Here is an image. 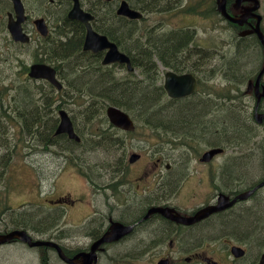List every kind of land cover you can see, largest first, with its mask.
I'll return each mask as SVG.
<instances>
[{
  "label": "trees",
  "instance_id": "trees-1",
  "mask_svg": "<svg viewBox=\"0 0 264 264\" xmlns=\"http://www.w3.org/2000/svg\"><path fill=\"white\" fill-rule=\"evenodd\" d=\"M82 1H83V4H85L88 7L89 11H91L96 17L97 21L96 20L94 21L95 30L106 35L111 41L115 42L119 46L120 50L123 49L122 51L124 53L130 54L129 56L134 59L133 66L139 68V70L145 74V77L141 79H133L129 77L112 78L110 75L111 70H109L107 67H104L101 64L102 54L93 55L91 53L83 51V43H84L85 33H86L85 27L77 21H70L67 17V12L69 10L70 3L68 1L66 3V2L58 0V2L54 5L55 10L53 11L54 21H55L54 23L55 29L53 31V35H51V38L49 39L48 38L44 39L43 44H44V50H45L44 53L46 56L45 61L50 64H55V66L59 70L60 79L64 80L63 82L65 85L64 89L59 92L56 89H53L51 87V90H50L51 96L49 94L48 96L46 91L41 95L40 92H36L35 86L32 87L30 85L31 81H28L22 84V86L18 90L20 91L19 95H17V99L19 101L17 107L20 109V111H23V110L25 111V112H22L21 117H20L21 121L23 122V128L24 129L26 128L25 130L26 135L29 136V138L32 140L33 143H35V145H39V146L42 145V147L45 148V151L50 145L58 146L59 150L61 151V152L59 151L60 154L70 159L69 164L71 166L73 165L77 169V171L81 173L82 175H84L85 177L86 176L89 177L90 182L95 186V188H99V189L103 188L105 191L106 187H110L111 181H108L110 182L108 183L105 180L102 184L97 181L98 180L102 181L106 179V177L108 178L112 174L114 167L108 164H104V166L102 164H99L100 166L98 165L94 166L93 164L94 167H92L88 164L89 160H87L86 158L83 159L80 157L78 159L77 158L78 156L76 157V155H74L75 149L77 151V149L82 148L81 145L84 144L83 147H85V151L83 152L88 151V154L90 157L91 155L93 156L94 155L93 153L97 152L98 150L99 152L108 153V155L115 154L116 152L117 153L119 152V154L125 153L127 150V146H128V139L133 138L138 132V130L141 127L145 126L155 133L160 134L161 132L167 135L165 140L167 141V143L169 142L168 144L172 143L174 145L175 138H180V139L182 138V139H185L187 142H190L189 147H192L194 142H196L195 148H198L200 150L204 149L206 145L210 147L220 146L226 149H228V146H230L229 149L231 148V149H236V150L246 148L247 151L244 155H242L241 157L235 156V158L229 159L227 161L226 165L222 169L220 178H223V181L226 180V182H230L231 184L235 183L236 186H239V184L241 185L242 182H248L247 185H250V186L247 188H254L256 185H258L260 182L264 180V147H263L264 146V133L260 132V129H258L260 128V126H258L255 121V117H254L255 113L253 112L255 109V104H254L255 101L252 102L253 97L248 94L247 90L244 89L243 86H240V84H245L253 78L251 71L255 69V67L258 66L259 64L260 53L258 49L256 48L257 41L253 40V37L246 39V38L238 37L236 34H234L233 39H231L233 42L230 44L233 46V48H231L230 46L229 52L227 53L231 55L230 53L234 52L231 56V59L233 57V60L228 59L229 57L222 58L221 62H219V64H217L216 66L214 65L212 69H208V70L203 69L204 70L203 71L198 66V64L201 66H206L207 64H210L213 58V55L215 53V49L210 50V49H206V48L199 46V44L197 43V38H196L197 37L196 30L194 28H193V35H191L190 31L183 30V29L182 30H171V32L161 31V30H159L160 32H158L157 29H154V30L149 29V31H147L139 27L140 26L139 24H141L145 19H143L139 23L138 21H130L124 17L117 16L114 11L110 10V7L112 5L111 3H104L101 1L99 2L96 1L95 6H93L91 1H88V0H82ZM152 1H156L153 4H159L160 0H152ZM37 2L40 3L42 1L37 0ZM46 2H49V1L46 0ZM145 2L147 1L146 0L138 1V5H142L140 6L141 8L140 10L142 11H143V6L145 5L144 4ZM28 3L29 1H27V4ZM194 8L195 7H193V9ZM213 11L214 12H210V15L205 16V18H211L215 26L219 25L218 21L220 22L225 21L223 18L220 17L219 14H217V12L214 9ZM225 25H229L231 28L238 30L236 26H233L230 23L225 24ZM192 36H193V44H194L193 45V62H194L193 63V73L200 75L201 77L200 85H202L203 83H206V80H203L202 76H205V75L208 76L209 73L214 74L216 72H219V69H220L221 72L224 74V79H225V82L228 84V86L224 88L223 83H220V85H218V83H215L217 86L213 85L210 87L209 90H203V87H202L201 90L197 94H195L196 96L195 95L193 96V98L191 97V98H187L183 100H178V101L175 100V101H170V102L164 101L166 98V95H165L164 88L159 84L161 77L158 75L159 68H158V63L156 59L161 61L162 64L167 67L171 65L170 64L171 62H173L174 64L178 66H180L182 62L185 63L184 58L190 56L189 45H190ZM66 37L68 40L66 39ZM62 39L63 41L65 40L66 41L61 42ZM49 43L51 45L50 47L51 50L48 49V46H47L49 45ZM145 55H148V56H145ZM242 56L247 57L246 60H244L243 62H241V58H240ZM181 58H183V60ZM252 61L254 64L252 63ZM252 64L253 66L251 68L245 70L248 66ZM63 65H65V67ZM194 66H197V68H195ZM173 69L177 71L176 66H174ZM82 72H85V73H82ZM203 72H205V74ZM99 88H101V90ZM33 93H36V94L33 95ZM46 96H47V99L45 98ZM50 98L52 100L49 103ZM162 98H163V101L167 105L162 106ZM156 99H158L159 101ZM65 103H67V105H65ZM107 106L119 107L125 110L128 114H130L137 123V132L125 135V133H121L111 128L105 116V110ZM63 107H66V108L68 107L67 109L72 108L71 118L73 120V123L75 124V130L81 138V143H76L70 140L69 137L66 135H60V136L56 135V131H57L58 124H59L58 111L60 108H63ZM167 108L169 110H167ZM86 110H87V113H86ZM170 110H173L172 115H171L172 111ZM184 110H186V112ZM259 110L261 112H264V99L262 100L260 104ZM165 111H166V114H165ZM33 112L36 115H34ZM10 113L13 115L15 114L9 110V112L3 114L4 116L3 115L2 116L5 117L9 115ZM169 113L170 115H168ZM190 113L194 115H198V114L199 115L194 116V115H191ZM202 114L204 116H202ZM172 116L173 118H171ZM191 116L192 118L193 117L198 118L196 123H195L196 119L194 121V119H192ZM205 117H208V118H205ZM211 117L214 118L215 121ZM170 118H171V121H170ZM241 118H243V121ZM162 119H164L165 124L168 123L169 125H171V127H166L165 125H163ZM156 120H158V122ZM173 121L177 122V124L175 125V122ZM182 121H183V124L181 125ZM79 122L82 123V127L80 126ZM191 122L192 123L194 122L197 126L194 123L192 124ZM229 122L230 123L232 122L231 125L233 126H231ZM207 123L209 124L207 125ZM229 126L231 128L233 127V129H231ZM234 128H235V131H234ZM230 129L232 130L231 132H230ZM255 129L257 131L254 132ZM41 132H44L43 135L41 134ZM185 132H188V133H185ZM250 133H252L253 135L252 134L250 135ZM84 136L88 138V140L84 138ZM91 136H92V139H91ZM206 137L208 138L205 139ZM42 138H43V141H42ZM168 139L170 140L168 141ZM98 145L100 146V148ZM105 146L106 147L108 146L107 147L108 149L111 147L112 150L108 151ZM55 152H57V149L55 150ZM254 156H256L257 158L259 157L258 164L255 163L256 164L255 166H253L254 162L252 161V157ZM8 158H9V153H7V158L2 161V163L4 162V166L0 165L1 169L4 168V170H6L7 167L9 166V162H11L10 160L11 158L9 159ZM78 160L82 161L83 164L79 163ZM0 163H1V158H0ZM6 163H8V165ZM235 164L236 165L238 164V167L235 166ZM88 167L90 168L91 174L86 170V168ZM252 168H253V171H255L256 169V173L257 171L260 172V170L262 169L260 176L259 175H257L256 177L253 176L254 178L251 176L253 180L248 178L250 174L252 175L253 173ZM249 171L252 173H250ZM237 172H239V174H237ZM92 173H94V177H96V179L92 176ZM242 173L244 175H241ZM245 179L246 180L249 179V180L246 181ZM226 188L227 187H224V190L227 191L228 188L227 189ZM251 200L255 201L253 205L247 206V204L245 205L241 204L239 206V209L236 208L235 210H231L228 214L216 216L213 219V222L207 225L212 226L213 232L216 231V233H220L219 235L225 234L228 236H235V237H238L239 239H242L244 242L248 244L251 252L254 254V253L259 252V249L264 248V235L260 234L261 230L264 232V208H263L264 207V188L256 192L252 196ZM37 205L40 206L39 204ZM259 205H260V210L259 208H257L259 207ZM34 208L36 207H33L31 203L19 209H14V208L7 206L6 212L9 213V216L7 218L8 220L2 225L3 228H0V232L5 233V232H9L10 230L13 231V229L26 230V231L28 229V232H29V229H30V231H32L33 233L35 232L36 234L43 235V234L53 231L58 225V222H56L55 214L57 213L58 215H61L60 213L61 211L59 210H56L54 212L47 211V214H44L43 210L39 209V211H35ZM96 221L97 222H95V220L92 221L90 225L96 226L98 229L99 222L98 220ZM163 229L166 230V227H161L160 230H163ZM197 229H199L198 233H202V232H199L200 228H197ZM135 245L137 246V248ZM135 245L133 247L134 250H129V252H136L138 251V249L140 251V250H143V248H145V247L140 248L141 245L138 243H136ZM43 249L45 250L44 252L51 250V249H46V248H43ZM41 263L50 264L48 257L43 256L41 258Z\"/></svg>",
  "mask_w": 264,
  "mask_h": 264
},
{
  "label": "rangeland",
  "instance_id": "rangeland-1",
  "mask_svg": "<svg viewBox=\"0 0 264 264\" xmlns=\"http://www.w3.org/2000/svg\"><path fill=\"white\" fill-rule=\"evenodd\" d=\"M129 1L130 3H135L138 5V1L140 0H129ZM146 1H147V4H150V7L153 5V3L156 2L152 0H146ZM161 1H159V4L167 2L166 0H161ZM30 2L32 3L31 5H33L35 9H38L37 0H30ZM234 3L235 2L233 1V3H230L229 6L232 7ZM261 4H262V8H261L260 14L264 18V0H261ZM138 6L140 7L142 5H138ZM144 8H147V6L144 5ZM180 11L181 13H177V10H176L172 14H168V15H163V14H158V13L151 14L148 12H144L146 18L139 25L141 26V29L147 30V31H149V29L151 30L160 29L162 31H165V30L167 31L169 30L167 28L191 27V26L195 27V30L198 33L197 35L198 42L202 44L203 46L211 47L217 51V53L215 51L213 58L211 60V63L207 64L208 66L207 65L201 66L198 64V66L202 70L212 69L214 65L216 66L217 64H219V62H221L222 58L229 57L228 59H231V56L234 52L230 53L231 55L227 54L229 52V46H228L229 44H227V42L228 40H230V35H229L230 30H228L229 28L226 25H223L220 21H218L219 25L215 26L211 18H204L199 15H193V6L188 8V13H185L183 9ZM232 12H234V9H232ZM239 13L240 12L236 11V15H238ZM52 23H55V21L54 19L51 18V21H49V25L50 24L52 25ZM5 42H6L5 34L2 33V31L0 30V45L3 43V45L0 47V158H1L0 165L4 166V164H2V161L7 158L6 156L7 153H9V158H11V162H9L10 166L7 167L9 169L4 170L0 168V174H1L0 175V228H3L2 225L8 220L7 218L9 216V213L6 212L7 206L14 208V209H19L31 203L33 207H36L34 208L35 211H39L40 209V210H43L44 214H47V211L54 212L56 210L60 211L62 209L63 211L61 210L60 212L61 215H58L57 213L55 214L56 222H58L57 228L53 230L55 232L51 231L50 233H46L47 235L46 234H43V235L36 234V233H33L32 231H29V233L33 236L34 239L39 238V239H44V240L49 239V240L56 241V242L59 241L58 243L60 245H63L64 247L67 246L65 249H68L69 247L70 249L68 250L75 251V249L77 248H88L90 244L93 242V239L95 238V236L91 238L90 233H88V231H86L85 228L82 231H80V227H83L80 225L81 223L84 222L86 218H89L93 214L94 209L99 211V214L102 216L103 220H104L105 215L115 217L116 214L115 212L113 213V210L111 211L105 210V209H108V206L110 204V202L108 201L112 202L114 199V192H115L114 186L112 189L109 188L110 191H104V189H102L101 193L94 194L89 188L85 179L78 174L77 170L76 169L74 170L73 168L69 167L70 159L59 153L60 150L58 146L50 145V148H48L49 151L47 150L45 151L43 147L39 145H35V143H33L32 140L29 138V136L26 135V131H25L26 128L25 129L23 128V123L20 120L21 111L19 108H17V104L19 101L16 98H17V95H19L20 91L18 90L22 86V84L28 81H31L29 80L27 76L26 68L27 67L29 68V66L34 62V59L39 58V56L37 55V52L35 51L36 49L35 46L38 45L39 49L42 51L40 47L41 42H38V38L36 37V45L32 49L23 48L22 50L20 48H14V47L11 49H7L8 45ZM256 48L258 49V47ZM240 58H241V62H243L244 60H246L247 57L242 56ZM181 59L183 60V58ZM231 60H233V57ZM184 62H186L188 65H190L189 63H194L192 62L191 58L189 59L186 58ZM253 64L248 66L245 70L251 68ZM194 67L197 68V66H194ZM126 72H127L126 70L117 68V73L119 76H126ZM203 73L205 74V72ZM224 81H225L224 74L221 72L220 69H219V72H216L210 75L208 78H206V83L208 86H212V84L214 83H218V85H220V83L225 84ZM37 84H43V85H40V87L50 90V88L48 87V84H46L45 82H30V85L32 87L36 86ZM245 89H247L246 85H245ZM49 101L51 102V98L49 99ZM65 105H67V103H65ZM64 108L66 109V107ZM71 109L72 108L66 109V110L69 113H72ZM9 110L15 114L13 115L10 113L8 115L9 117L8 116L3 117L2 116L3 112L5 113L6 111L7 113V111L9 112ZM16 114L18 115V117ZM79 123H80V126L82 127V123L81 122ZM260 132L264 133V127H260ZM43 133L44 132H41L42 135ZM207 138L208 137H206L205 139ZM164 139L165 138L161 136V133L160 134L155 133L152 130H150L148 127L143 126L138 130V132L133 138L128 139V148L125 154L121 153L122 155L121 154L119 155V153H115L112 155H107V153L105 152L104 153L95 152L93 156L88 157V154H87L88 152L86 153L83 152L85 151V147H83L84 145L83 144L81 145L83 148H78L77 151L75 149L76 152L74 153V155H76V157L80 156V158H83V157L84 159L86 158L87 160H89L88 163L90 165L95 164V166L97 165L100 166L99 164H102V165L108 164V165L113 166L114 169L116 168L114 170L116 172L112 171V174L108 178L106 177L107 180L104 179L103 181L114 180L115 175L119 174L121 172V169L127 168L128 173L126 177L123 179V184L128 183V185H132L133 181L136 180V176L139 174L140 170L145 168V164L148 163V159L150 158L151 155L164 154L167 163L175 164L174 166L175 169H179V168L181 169V168H185L184 165L186 163V160L184 159L185 163L181 165L182 161L180 158L184 157L182 155H185L187 153L191 154L190 152H192L193 161H187V162H189L190 164H193V190L197 192V195H198V198L196 202L193 203V206L198 205L197 207L207 202L208 200H211L214 197L210 195H208L209 196L208 198L201 196L202 191H213V189L216 188L214 187L212 189V186L210 184L211 175H213L212 179L214 180V184H216L217 188L221 187L222 190H224V187H227L228 189H231V190H238V189L247 188L250 186V185H247L248 184L247 182L246 183L242 182L241 183L242 186L241 185L236 186L235 183L231 184L230 182H226L225 180H224L225 181L224 183L223 178L217 179V173H219L217 171V168L219 169V165L222 162H224L222 161L224 160V157L221 159L219 158L217 162L214 161L215 162V163L213 162L214 165L213 164H202L199 162V159L202 157L204 149L200 150L198 148L195 149V147H193V151H191L189 147H186L184 145L183 146L176 145L177 147L174 146L175 144L170 145ZM175 142L177 144L179 143V141H175ZM54 149L55 150L57 149V152H55ZM107 150L110 151L112 150V148L110 147V150L107 148ZM246 151H247L246 148L240 149L239 151L230 149L229 152H227V154L230 157L228 158L225 157V160L235 158V156L241 157L242 154L246 153ZM78 152L80 153L77 155L76 153ZM133 153L142 155V161H138L137 163L129 165L128 159L130 156H132ZM97 156L99 157L97 158ZM104 156H106V158ZM53 157H55L54 160H53ZM252 159L254 160L253 162L255 163L256 161L257 163L259 161L257 160L259 159L257 157H252ZM99 161L100 162L102 161V162L100 163ZM78 162L83 164V162L80 160H78ZM152 165L150 166V168L152 167ZM223 165L225 166L226 163L224 162ZM148 166H149V163H148ZM86 170L90 173V168H86ZM52 172L53 174H51ZM254 173L255 175H251L252 177L253 176L256 177L257 175H260L259 173H261V171L260 172L257 171L256 173V170H255ZM237 174H239V172H237ZM93 175L94 173H92V176ZM241 175H244V174L242 173ZM251 176H249L248 178L251 179L252 178ZM175 178L176 177L173 176V179ZM117 180L122 181V177L118 178ZM98 181L100 182V180ZM105 192H107L106 195L108 194V196L110 197L112 196V197L105 198L106 197V195L104 194ZM63 196H68L70 197V199L71 198L75 199L76 203H70L71 202L70 200L67 201V209H66L63 206L62 208L54 207V205L46 201V199L55 200L56 198L63 197ZM102 196H103V199H102ZM100 202H102L103 204H101ZM254 203L255 201L249 202L247 203V206H251ZM37 204H39L41 207L38 206ZM100 205L102 208L100 207ZM258 208L260 210V205ZM95 222L97 221L95 220ZM211 222H213V220ZM87 226L91 232L97 230L96 226H91V225H87ZM198 228H200V232H205V233H198L199 229L195 231L198 237V240L202 237H207L205 239L210 240L213 237L219 236L220 234V233L213 232L212 226L207 225V224L206 225L202 224ZM147 229L149 230V231L147 230V233H146V230H144L145 232L141 231V235L139 233L138 235L139 238H136L135 240L136 242L134 241L131 242V240H127L125 242L112 245L106 253L101 255L99 264H150L154 260V258L142 255L141 250L136 251L137 255L139 256V258H136V259H133L134 257L133 258L129 257L127 254L129 253V250H134L133 247L136 243L138 242L140 243L141 245L140 248L146 247L150 243L153 244L154 239H158L159 235L160 236L163 235V233L157 230L156 226L154 225L149 226ZM260 234L264 235V232L261 230ZM232 237L238 239V237H235V236H232ZM170 239L172 238L169 237V240ZM215 242H211V243H215ZM208 243L210 244V241H208ZM234 244H237V243H234ZM166 246L168 247V243L166 244ZM222 246H223V243H221V247ZM154 249L158 250V247L155 246L152 250ZM152 250H151V253L154 252ZM44 251L45 250L43 248L36 247L32 249L31 247H28L27 245L25 246V244H21L20 242L10 243V244L0 247V264H41L40 257L42 258L43 256L48 257L50 264H65L58 257L56 252L52 250H48L47 252H44ZM110 256L113 259H111ZM106 259L110 261L107 262ZM103 261H106V262H103Z\"/></svg>",
  "mask_w": 264,
  "mask_h": 264
},
{
  "label": "flooded vegetation",
  "instance_id": "flooded-vegetation-1",
  "mask_svg": "<svg viewBox=\"0 0 264 264\" xmlns=\"http://www.w3.org/2000/svg\"><path fill=\"white\" fill-rule=\"evenodd\" d=\"M22 1L24 4V7H25V17H26L24 23L22 24L23 31L30 36L31 42H32L31 45L35 46L36 45V37H38V41L43 42V39L38 35V33L36 31V28H37L36 21H37V17L39 16L38 13L40 11H45L46 17H47L46 21H47V24H49L48 21H51V18L54 16L53 0H50V2H51L50 5L45 3L44 2L45 0L40 2V3H37L38 9H35L34 6L31 5L32 3L30 2V0H25V1L22 0ZM27 1H29L28 4H27ZM91 1H92L93 6H94L95 1L94 0H91ZM180 1L181 0H167V2H164L162 4H157V5L153 4V5H154V7L157 8L158 11H160V13H162V14L164 13V14L168 15V14H172L173 11L180 10L183 8ZM185 1L186 2L184 3V5H186L187 3H189L192 0H185ZM0 4H5L3 6V9L7 10L6 15L8 16V19H7V24H8L10 14L11 13L15 14V11H16L15 10V4H14L13 0H0ZM144 4L147 6V9L150 7V4H147V2ZM149 10H146V12H149ZM238 11L242 12V10H238ZM13 45L17 48L23 47V45H21V44H13ZM50 47H51V45L49 43L48 49ZM189 58H191L192 62H193V56H191ZM185 59L186 58H184V60ZM182 64H184V63L182 62ZM189 64L191 66L190 65L185 66L183 74H185V72H187L188 69L193 71V63H189ZM192 155H193L192 153L191 154L187 153L185 155H182L184 157H187V158H184V157L180 158L182 161L181 165L183 163H185V160H186L185 166L187 169L181 168L182 170L180 168L179 169L170 168L169 165L166 164V158H165L164 154L151 155V157L148 159L149 166H148V163L145 164V168L140 170L139 174L136 176V180L133 181L132 185H128V183L123 184V179L126 177V175L128 173L127 170H124L122 173L115 175V177H114L115 181L113 180L114 182H112V185H111V188H113V186H114V189H115L114 199H113L114 202L108 201V202L112 203V204L110 203V205L108 207V211L113 210V213L115 212L116 215H115V217H111L109 219V221H110V223H111V221H115V222H120L124 225H135L133 232L129 236H127V237L125 236L124 238H122L123 240L121 242H125L127 240L133 241L134 239L136 240V237H138L139 233H141V230L142 231H143V229L146 230L147 227L154 225V226H156L157 230H159L161 233H163V235H161V236L159 235L158 239H154L153 245L157 246L158 250L156 249V251H154L152 253H148L146 255L152 254L154 256H159L157 262L161 259H167L169 261V264H259L261 256H259L257 254H253L251 252V250L248 248V246L242 245L244 250H245V254L241 258L233 257V255L231 253V249H230L233 245L230 244L228 241H222L223 246H224L223 248L222 247L213 248V245H210L209 243H207V241L204 242V244H202L200 247H198V237L195 233L198 226H200L202 224H208L216 216L228 214L233 209H229V210L214 214L211 217H209L208 219H206L205 221L199 223V225L196 224V225H192V226H182L181 224L178 225L177 223H175V222H173V221H171V220H169V219H167V218H165L162 215L157 214V213L150 215L148 217L149 219L146 218L147 215L149 214L148 212H150L152 209H158V208H170L174 211L175 214H179L183 217L188 218V217H193L197 213V211L203 207H207L210 205L217 204L218 197H219V194L221 192L214 188V186L212 184V180L210 179V184L212 186V189L214 188L213 191H202L201 196L208 198L209 197L208 195H210V196H214V197L211 200H208L207 202L201 204L199 207H197L198 205L193 206V203L196 202L198 195H197V192H195L193 190V164H190L189 162H187V161H193ZM223 156H224V160H222V161L227 163L226 162L227 159L225 160V157L227 156V154H223ZM138 161H142V157ZM215 162H217V160ZM151 165H152V168H150ZM223 166H224L223 163H221L219 165V169H220V170L218 169L219 172L222 171ZM185 169H186V171H185ZM188 171H189V174H187V176H186V173H188ZM178 175H179V177H178ZM173 176H175L176 178L173 179ZM120 177H122V181L117 180ZM179 179H181V180H179ZM142 182H143V184H142ZM116 183H118V184H116ZM119 186H122V187H119ZM220 190H221V187H220ZM132 191H133V193H132ZM131 193H132V195H129ZM225 193L230 198L232 197L231 199H233L240 192L238 190H231V189L229 190L228 189L227 192H225ZM148 194L150 196L152 195L151 196L152 198ZM168 194H170V195H168ZM131 197H133V198H131ZM124 198H126V199H124ZM129 199H131V201ZM136 199H137V201H136ZM138 201H140V202H138ZM150 202H152V203H150ZM126 203H128V205ZM143 204H145V205H143ZM239 204H241V203H239ZM242 204H245V203H242ZM114 205H116V206H114ZM134 207H135V209L133 210ZM124 209H126V210H124ZM148 209H149V211H148ZM130 210L135 211L136 213L130 212ZM131 213H132V215H131ZM140 213L143 215H141ZM139 214H140V216H138ZM98 216H99L98 217L99 227L102 226V230L100 231V236H102L103 232L105 231V228H106L105 225L107 224V222H109L108 221L109 217L105 216L104 220H103L102 216L100 214ZM129 217H130V219H129ZM137 219L138 220L140 219V220L138 221ZM145 220H146V222H145ZM169 221H171V222H169ZM153 223H155V224H153ZM168 224H169V226H168ZM161 227H166V230L165 229L160 230ZM172 231L176 232V233H173ZM183 232H185V233H183ZM188 232H190V233H188ZM170 234L172 236H170ZM192 235H193V237H192ZM169 237L173 238V239L170 240V243L167 247L166 246V240L169 239ZM202 238L205 239L207 237H202ZM202 238H200V239H202ZM175 241H177L176 244H174ZM147 247H145V248H147ZM109 248H110L109 245H108V247L107 246L103 247L102 252H100V256L102 254L106 253L109 250Z\"/></svg>",
  "mask_w": 264,
  "mask_h": 264
},
{
  "label": "water",
  "instance_id": "water-1",
  "mask_svg": "<svg viewBox=\"0 0 264 264\" xmlns=\"http://www.w3.org/2000/svg\"><path fill=\"white\" fill-rule=\"evenodd\" d=\"M13 1L15 3L17 19L14 20L12 17L10 18V21H9L10 33L15 42L28 43L30 39L23 32V29H22V24L26 19L23 5L21 4L20 0H13ZM73 1L75 4L69 14V17L71 19L81 21L82 23L86 24L88 28V34L86 37L84 49L86 51H93L94 53H99L101 51L107 50L108 52L103 61L105 65L118 62L121 64H127L129 69L132 70L129 57L121 53L118 49V46L114 43H111L106 36L99 35L96 32H94L91 25L89 24V21L92 20L93 17L90 14L85 13L81 9L79 0H73ZM244 1H254L255 2V7L250 9V11H256L260 7V4L257 0H237V4L240 5ZM219 11L222 13V15L225 18L239 25H243L244 23H246L250 17L256 18L258 23H257L256 28L254 29V32L257 33L261 42L264 45V35L260 29V23L262 20L261 16L251 13L250 15L242 16L239 19L231 18V16L226 11V0H222L221 3L219 4ZM118 13L130 19H140L143 16L141 13L131 10L129 8V5L126 2L122 3ZM36 25H37V29L39 30V32H41L42 35L46 36L47 27L45 26L44 20H38L36 22ZM263 74H264V69L261 72L257 80V83H256V94L258 98H260L261 96L259 92V85H260V78L262 77ZM30 76L33 78H37V79L38 78L47 79L59 89L62 88L61 84L56 79L55 70L48 65H45V64L33 65L31 67ZM197 86H198V81L194 75L177 76L173 73H169L166 76L165 87L169 95L172 98H180L184 96H189L195 93V91L197 90ZM107 113H108V116L111 122L115 126L122 128L124 130H128V131L134 130V124L132 120L126 113L122 112L120 109L111 107L108 109ZM256 118L259 122H261L262 119H264V115L256 114ZM57 134H67L71 139L79 141L78 136L75 134L73 124L68 114L64 111L61 112V123L57 130ZM221 152H222V149H213L204 154L202 161L209 162L213 159L215 155ZM137 159H138V155H133L131 158V162H135ZM262 186H264V182L260 184L257 188L241 194L239 197H237L232 202L229 200V198L222 196L217 206L208 207L206 209L201 210L192 219H184L182 217H175V216L169 215L167 213V210H161V209L151 210L150 213L160 212L166 217L171 218L177 222L190 225V224L199 222L200 220L210 216L212 213L219 212V211H222L224 209L231 207L238 200L247 199L251 194L254 193V191H256ZM132 228L133 227H125L118 223L114 224L111 228V231H109L105 235V237H103L99 242L95 243L92 246L91 252L81 253L77 255L75 258L67 257L65 253L63 252V250L61 249V247L57 243L53 241L33 240V238L29 235V233L23 230H15L7 234H0V246L10 243L12 241H19V242L25 243L31 248L43 247V246L51 247L57 251L58 256L61 258V260L68 264H97L98 257H97L96 252L98 250V247L103 243L119 240L121 237L129 233L132 230ZM237 250L240 251L238 248ZM237 255H239V253ZM159 264H168V263L167 261H161ZM262 264H264V257L262 260Z\"/></svg>",
  "mask_w": 264,
  "mask_h": 264
},
{
  "label": "bare ground",
  "instance_id": "bare-ground-1",
  "mask_svg": "<svg viewBox=\"0 0 264 264\" xmlns=\"http://www.w3.org/2000/svg\"><path fill=\"white\" fill-rule=\"evenodd\" d=\"M160 1H161V0H160ZM166 1H167V0H166ZM161 2H162V1H161ZM162 7H163V6H162ZM67 20H68V19H67ZM95 20H96V19H95ZM96 21H97V20H96ZM62 22H63V21H62ZM64 23H65V21H64ZM139 23H140V22H139ZM60 26H61V25H60ZM69 28H70V27H69ZM140 28H141V26H140ZM161 28H163V27H161ZM158 29H159V28H158ZM167 29H168V28H167ZM159 30H160V29H159ZM159 30H157V31L160 32ZM165 31H166V30H165ZM142 32H143V31H142ZM170 32H171V31H170ZM140 33H141V31H140ZM164 33H166V32H164ZM65 34H67V33H65ZM71 34H72V33H71ZM66 36H67V35H66ZM64 38H65V37H64ZM66 39H67V37H66ZM70 39H71V38H70ZM133 39H134V38H133ZM67 40H68V39H67ZM134 40H135V39H134ZM62 41H63V39L61 40V42H62ZM65 41H66V40H65ZM65 41H63V42H65ZM129 41H130V39H129ZM195 42H196V41H195ZM54 43H56V42H54ZM63 44H64V43H63ZM132 44H133V42H132ZM193 45H194V44H193ZM47 46H48V45H47ZM53 47H54V46H53ZM58 47H59V46H58ZM197 47H198V46H197ZM49 49H50V48H49ZM50 50H51V49H50ZM52 50H53V49H52ZM54 50H55V48H54ZM122 50H123V49H122ZM122 50H121V51H122ZM124 50H125V49H124ZM137 50H138V49H137ZM56 51H57V50H56ZM125 51H126V50H125ZM62 53H63V52H62ZM137 54H138V53H137ZM128 55H130V54H128ZM141 56H142V55H141ZM145 56H148V55H145ZM142 57H143V56H142ZM145 58H146V57H145ZM138 59H139V58H138ZM62 60H63V59H62ZM68 60H69V59H68ZM68 60H67V61H68ZM59 61H61V60H59ZM64 61H66V60H64ZM64 61H63V62H64ZM72 61H73V60H72ZM139 61H140V60H139ZM146 61H147V60H146ZM141 62H142V61H141ZM59 63H60V62H59ZM65 63H66V62H65ZM67 63H69V62H67ZM146 63H147V62H146ZM71 64H72V63H71ZM74 65H75V64H74ZM63 66L65 67V65H63ZM66 66H67V65H66ZM84 67H86V66H84ZM93 67H94V66H93ZM93 67H92V68H93ZM67 68H68V67H67ZM78 69H80V68H78ZM95 70H97V69H95ZM69 71H70V69H69ZM80 71H81V70H80ZM80 71H79V72H80ZM90 71H91V70H90ZM82 73H85V72H82ZM82 73H81V74H82ZM86 73H87V72H86ZM74 77H75V76H74ZM75 78H76V77H75ZM62 81L64 82V80H62ZM72 81H73V80H72ZM80 81H81V80H80ZM246 82H247V81H246ZM101 83H102V82H101ZM114 83H115V82H114ZM121 84H122V83H121ZM96 85H97V84H96ZM115 85H116V84H115ZM117 85H118V84H117ZM144 85H145V84H144ZM144 85H143V86H144ZM64 86H65V85H64ZM135 86H136V85H135ZM105 87H106V86H105ZM141 88H142V87H141ZM53 89H54V88H53ZM99 89L101 90V88H99ZM102 89H103V87H102ZM135 89H136V88H135ZM143 89H144V88H143ZM141 90H142V89H141ZM146 90H147V88H146ZM56 92H57V91H56ZM56 92H54V93H56ZM77 93H79V92H77ZM140 93H141V92H140ZM213 93H214V92H213ZM34 94H36V93H33V95H34ZM75 94H76V93H75ZM141 94H142V93H141ZM143 95H144V94H143ZM210 95H211V94H210ZM246 95H247V94H246ZM35 96H36V95H35ZM195 96H196V95H195ZM197 96H198V95H197ZM248 96H249V95H248ZM31 98H32V96H31ZM33 98H34V97H33ZM45 98L47 99V96H46ZM45 98H44V99H45ZM251 98H252V97H251ZM16 99H17V98H16ZM17 100H18V99H17ZM38 100H39V99H38ZM51 100H52V99H51ZM98 100H99V99H98ZM156 100H158V99H156ZM197 100H198V99H197ZM14 101H15V100H14ZM47 101H48V100H47ZM147 101H148V100H147ZM147 101H146V102H147ZM158 101H159V100H158ZM192 101H193V100H192ZM252 101H253V100H252ZM16 102H17V101H16ZM20 102H21V101H20ZM99 102H101V101H99ZM106 102H107V100H106ZM108 102H109V101H108ZM156 102H157V101H156ZM196 102H197V101H196ZM49 103H50V101H49ZM159 103H160V102H159ZM178 103H179V102H178ZM180 103H181V102H180ZM192 103H194V102H192ZM20 104H21V103H20ZM39 104H41V103H39ZM44 104H45V103H44ZM183 104H184V102H183ZM254 104H255V103H254ZM17 105H18V104H17ZM108 105H109V104H108ZM147 105H148V104H147ZM155 105H156V104H155ZM155 105H154V106H155ZM157 105H158V104H157ZM165 105H167V104H166L165 102H163V98H162V106H165ZM170 105H172V104H170ZM98 106H99V105H98ZM175 106H177V105H175ZM5 107H6V106H5ZM12 107H13V106H12ZM31 107H32V106H31ZM33 107H34V106H33ZM143 107H144V106H143ZM155 107H156V106H155ZM158 107H159V106H158ZM167 107H169V106H167ZM180 107H181V106H180ZM190 107H191V106H190ZM199 107H200V106H199ZM9 108H10V107H9ZM17 108H18V107H17ZM37 108H38V107H37ZM37 108H36V109H37ZM63 108H64V107H63ZM67 108H68V107H67ZM67 108H66V109H67ZM152 108H153V107H152ZM156 108H157V107H156ZM161 108H163V107H161ZM178 108H179V107H178ZM196 108H197V107H196ZM22 109H23V108H22ZM32 109H33V108H32ZM32 109H31V110H32ZM64 109H65V108H64ZM95 109H96V108H95ZM170 109H171V108H170ZM174 109H175V108H174ZM174 109H173V110H174ZM194 109H195V108H194ZM204 109H205V108H204ZM210 109H211V108H210ZM253 109H254V108H253ZM7 110H8V108H7ZM18 110H19V109H18ZM18 110H17V111H18ZM158 110H159V108H158ZM167 110H169V109L167 108ZM173 110H170V111H172V112H171V115H172V113H173ZM180 110H181V109H180ZM186 110H187V109H186ZM186 110H184V111L186 112ZM198 110H199V109H198ZM17 111H16V112H17ZM34 111H35V110H34ZM88 111H89V110H88ZM100 111H101V110H100ZM192 111H194V110H192ZM195 111H196V110H195ZM209 111H210V110H209ZM2 112H3V111H2ZM7 112H8V111H7ZM22 112H25V111H24V110L21 111V114H22ZM35 112H36V111H35ZM159 112H160V111H159ZM168 112H169V111H168ZM198 112H200V111H198ZM216 112H217V111H216ZM253 112H254V111H253ZM5 113H6V111H5ZM5 113H3V114H5ZM29 113H31V112H29ZM33 113H34V112H33ZM86 113H87V110H86ZM154 113H155V112H154ZM163 113H164V112H163ZM202 113H203V111H202ZM235 113H236V112H235ZM23 114H24V113H23ZM146 114H147V113H146ZM146 114H145V115H146ZM165 114H166V111H165ZM183 114H184V113H183ZM188 114H189V113H188ZM188 114H187V116H188ZM190 114H191V113H190ZM200 114H201V113H200ZM209 114H211V113H209ZM233 114H234V113H233ZM1 115H2V114H1ZM16 115H17V114H16ZM16 115H15V116H16ZM24 115H25V114H24ZM26 115H27V114H26ZM31 115H32V114H31ZM34 115H36V114L34 113ZM84 115H85V114H84ZM84 115H83V116H84ZM168 115H170V113H169ZM173 115H174V114H173ZM191 115H194V114H191ZM198 115H199V114H198ZM198 115H194V116H198ZM204 115H205V113H204ZM204 115L202 114V116H204ZM218 115H219V113H218ZM220 115H221V114H220ZM3 116H4V115H3ZM7 116H8V115H7ZM22 116H23V115H22ZM149 116H150V115H149ZM160 116H162V115H160ZM166 116H167V115H166ZM175 116H176V115H175ZM175 116H174V117H175ZM189 116H190V115H189ZM211 116H212V115H211ZM214 116H215V115H214ZM240 116H241V115H240ZM243 116H244V115H243ZM1 117H2V116H1ZM8 117H9V116H8ZM17 117H18V115H17ZM17 117H16V118H17ZM28 117H29V115H28ZM30 117H32V116H30ZM33 117H34V116H33ZM50 117H51V116H50ZM94 117H95V116H94ZM163 117H164V116H163ZM179 117H180V116H179ZM185 117H186V116H185ZM14 118H15V117H14ZM25 118H26V117H25ZM86 118H87V116H86ZM164 118H165V117H164ZM171 118H173V116H172ZM171 118H170V121H171ZM175 118H176V117H175ZM175 118H174V119H175ZM181 118H182V117H181ZM191 118H192V116H191ZM199 118H200V117H199ZM205 118H208V117H205ZM211 118H212V117H211ZM238 118H239V117H238ZM9 119H10V118H9ZM82 119H83V118H82ZM90 119H91V118H90ZM157 119H158V117H157ZM179 119H180V118H179ZM192 119H194V121H195V119H196V121H195V123H196L198 118L193 117ZM212 119H214V118H212ZM235 119H236V118H235ZM241 119H242V121H243V118H241ZM20 120H21V119H20ZM20 120H19V121H20ZM23 120H24V119H23ZM40 120H41V119H40ZM45 120H46V119H45ZM49 120H50V119H49ZM84 120H85V119H84ZM151 120H152V119H151ZM228 120H229V119H228ZM231 120H232V119H231ZM152 121H153V120H152ZM156 121L158 122V120H156ZM178 121H179V120H178ZM180 121H181V120H180ZM185 121H186V120H185ZM192 121H193V120H192ZM214 121H215V119H214ZM232 121H233V120H232ZM240 121H241V120H240ZM249 121H250V120H249ZM249 121H248V122H249ZM165 122H167V121H165ZM173 122H175V121H173ZM189 122H190V121H189ZM205 122H206V121H205ZM208 122H209V121H208ZM233 122H234V121H233ZM22 123H23V122H22ZM85 123H86V122H85ZM171 123H172V122H171ZM191 123H192V122H191ZM193 123H194V122H193ZM193 123H192V124H193ZM195 123H194V124H195ZM210 123H211V122H210ZM213 123H215V122H213ZM213 123H212V124H213ZM229 123H230V122H229ZM231 123H232V122H231ZM231 123H230V125H231ZM237 123H238V122H237ZM241 123H242V122H241ZM246 123H247V122H246ZM251 123H252V122H251ZM86 124H87V123H86ZM160 124H161V123H160ZM162 124L165 125L166 127H171V125H169L168 123H167V124L164 123V119H162ZM176 124H177V122H175V125H176ZM182 124H183V121H182L181 125H182ZM188 124H190V123H188ZM205 124H206V123H205ZM208 124H209V123H207V125H208ZM84 125H85V124H84ZM184 125H185V123H184ZM195 125H196V124H195ZM239 125H241V124H239ZM239 125H237V126H239ZM48 126H49V125H48ZM173 126H174V125H173ZM177 126H178V125H177ZM196 126H197V125H196ZM196 126H195V127H196ZM214 126H215V124H214ZM231 126H233V125H231ZM235 126H236V125H235ZM255 126H256V125H255ZM255 126H254V127H255ZM84 127H85V126H84ZM163 127H164V126H163ZM189 127H190V125H189ZM229 127H230V126H229ZM175 128H176V127H175ZM185 128H186V127H185ZM230 128H231V127H230ZM240 128H242V127H240ZM247 128H248V127H247ZM257 128H258V126H257ZM83 129H84V128H83ZM179 129H180V128H179ZM186 129H187V128H186ZM188 129H189V128H188ZM231 129H233V127H232ZM231 129H230V132L232 131ZM237 129H238V128H237ZM248 129H249V128H248ZM258 129H260V128H258ZM239 130H240V129H239ZM242 130H243V129H242ZM35 131H36V130H35ZM234 131H235V128H234ZM246 131H247V130H246ZM255 131H257V130L255 129L254 132H255ZM83 132H84V131H83ZM182 132H183V131H182ZM189 132H190V131H189ZM185 133H188V132H185ZM190 133H191V132H190ZM243 133H245V132H243ZM252 133H253V132H252ZM252 133H250V135H251ZM255 134H256V133H255ZM37 135H38V134H37ZM87 135H88V134H87ZM90 135H91V134H90ZM90 135H89V136H90ZM234 135H235V134H234ZM246 135H247V134H246ZM250 135H249V136H250ZM252 135H253V134H252ZM33 136H34V135H33ZM52 136H53V135H52ZM110 136H111V135H110ZM241 136H242V135H241ZM41 137H43V136H41ZM93 137H94V136H93ZM100 137H101V136H100ZM106 137H107V136H106ZM243 137H244V135H243ZM250 137H251V136H250ZM35 138H36V137H35ZM35 138H34V140H35ZM84 138H86V137L84 136ZM102 138H103V136H102ZM114 138H115V137H114ZM38 139H39V138H38ZM86 139L88 140V138H86ZM89 139H90V138H89ZM91 139H92V136H91ZM111 139H112V138H111ZM169 140H170V139H168V141H169ZM172 140H173V139H172ZM226 140H227V139H226ZM233 140H234V138H233ZM37 141H39V140H37ZM42 141H43V138H42ZM95 141H96V140H95ZM185 141H186V140H185ZM260 141H261V140H260ZM84 142H85V141H84ZM90 142H91V141H90ZM110 142H111V141H110ZM172 142H173V141H172ZM168 143H169V142H168ZM39 144H40V143H39ZM90 144H91V143H90ZM170 144H172V143H170ZM222 144H224V143H222ZM106 145H107V144H106ZM111 145H112V144H111ZM114 145H115V144H114ZM172 145H173V144H172ZM98 146H99V145H98ZM116 146H117V145H116ZM174 146H176V145H174ZM182 146H183V145H182ZM223 146H224V145H223ZM227 146H228V144H227ZM41 147H42V145H41ZM94 147H95V146H94ZM101 147H102V146H101ZM105 147H106V146H105ZM107 147H108V146H107ZM107 147H106V148H107ZM176 147H177V146H176ZM219 147H220V146H219ZM225 147H226V146H225ZM263 147H264V146H263ZM58 148H59V147H58ZM60 148H61V147H60ZM82 148H83V147H82ZM97 148H98V147H97ZM99 148H100V146H99ZM106 148H105V149H106ZM116 148H117V147H116ZM223 148H224V147H223ZM42 149H43V148H42ZM44 149H45V148H44ZM63 149H64V148H63ZM65 149H66V148H65ZM69 149H70V148H69ZM113 149H114V148H113ZM228 149H229V147H228ZM82 150H83V149H82ZM97 150H98V149H97ZM102 150H103V149H102ZM109 150H110V148H109ZM58 151H59V150H58ZM114 151H115V150H114ZM261 151H262V149H261ZM70 152H72V151H70ZM75 152H76V151H75ZM87 152H88V151H87ZM93 152H94V151H93ZM98 152H99V151H97V153H98ZM120 152H121V151H120ZM59 153H60V152H59ZM62 153H63V152H62ZM79 153H80V152H79ZM79 153H76V154L78 155ZM85 153H86V152H85ZM89 153H90V152H89ZM94 153H95V152H94ZM94 153H93V154H94ZM116 153H117V152H116ZM118 153H119V152H118ZM183 153H184V152H183ZM256 153H257V151H256ZM53 154H54V153H53ZM87 154H88V153H87ZM120 154H121V153H120ZM120 154H119V155H120ZM184 154H185V153H184ZM262 154H263V153H262ZM84 155H85V154H84ZM97 155H98V154H97ZM100 155H101V154H100ZM104 155H105V154H104ZM107 155H108V153H107ZM121 155H122V154H121ZM180 155H181V154H180ZM251 155H252V154H251ZM6 156H7V155H6ZM6 156H5V157H6ZM85 156H86V155H85ZM91 156H92V155H91ZM248 156H249V155H248ZM257 156H258V155H257ZM260 156H261V155H260ZM262 156H263V155H262ZM10 157H11V156H10ZM12 157H13V156H12ZM34 157H35V156H34ZM51 157H52V156H51ZM56 157H57V156H56ZM79 157H80V156H79ZM79 157H78V158H79ZM81 157H82V156H81ZM88 157H89V154H88ZM95 157H96V156H95ZM98 157H99V156H97V158H98ZM104 157L106 158V156H104ZM120 157H121V156H120ZM226 157H227V156H226ZM254 157H256V156H254ZM54 158H55V157H53V160H54ZM184 158H185V157H184ZM250 158H251V157H250ZM258 158H259V157H258ZM8 159H9V158H8ZM31 159H32V158H31ZM36 159H37V157H36ZM36 159H35V160H36ZM39 159H40V157H39ZM83 159H84V157H83ZM83 159H82V160H83ZM93 159H94V158H93ZM95 159H96V158H95ZM10 160H11V159H10ZM33 160H34V159H33ZM107 160H108V159H107ZM107 160H106V161H107ZM250 160H251V159H250ZM257 160H258V159H257ZM51 161H52V160H51ZM117 161H118V159H117ZM117 161H116V162H117ZM242 161H244V160H242ZM252 161H254V160L252 159ZM59 162H60V161H59ZM84 162H85V161H84ZM99 162H100V161H99ZM101 162H102V161H101ZM101 162H100V163H101ZM237 162H238V160H237ZM230 163H231V162H230ZM230 163H229V164H230ZM254 163H255V162H254ZM2 164H4V163H2ZM6 164L8 165V163H6ZM88 164H89V163H88ZM96 164H97V163H96ZM256 164H258L257 161H256ZM84 165H85V164H84ZM89 165H90V164H89ZM116 165H117V164H116ZM185 165H186V163H185ZM185 165H184V166H185ZM233 165H234V164H233ZM244 165H245V164H244ZM246 165H247V164H246ZM9 166H10V165H9ZM9 166H8V167H9ZM86 166H87V165H86ZM90 166L94 167L95 164H94V166H93V165H90ZM103 166H104V164H103ZM187 166H188V165H187ZM229 166H230V165H229ZM235 166L238 167V164H237V165L235 164ZM253 166H255V164H254ZM258 166H259V165H258ZM258 166H257V167H258ZM5 167H6V166H5ZM44 167H45V166H44ZM65 167H67V166H65ZM69 167H70V166H69ZM73 167H74V166L72 165V167H70V168H73ZM116 167H117V166H116ZM231 167H232V166H231ZM245 167H247V166H245ZM88 168H89V167H88ZM101 168H102V167H101ZM101 168H100V169H101ZM106 168H107V167H106ZM108 168H109V166H108ZM185 168H186V166H185ZM3 169H4V168H3ZM7 169H9V168H7ZM7 169H6V170H7ZM111 169H112V168H111ZM115 169H116V168H115ZM115 169H113V171H114ZM186 169H187V168H186ZM186 169H185V171H186ZM231 169H232V168H231ZM244 169H245V168H244ZM258 169H259V168H258ZM258 169H257V170H258ZM41 170H42V168H41ZM41 170H40V171H41ZM94 170H95V169H94ZM183 170H184V169H183ZM240 170H241V169H240ZM242 170H243V168H242ZM255 170H256V169H255ZM261 170H262V169H261ZM261 170H260V171H261ZM53 171H54V169H53ZM109 171H110V170H109ZM244 171H245V170H244ZM93 172H94V171H93ZM103 172H104V171H103ZM105 172H106V171H105ZM115 172H116V171H115ZM232 172H233V171H232ZM246 172H247V171H246ZM249 172H250V171H249ZM252 172L254 173L253 168H252ZM252 172H250V173H252ZM262 172H263V171H262ZM54 173H55V172H54ZM97 173H98V172H97ZM99 173H100V172H99ZM113 173H114V172H113ZM253 173H252V175H255V174H253ZM51 174H53V172H52ZM102 174H103V173H102ZM106 174H107V173H106ZM187 174H189V171H188V173H186V176H187ZM259 174H260V173H259ZM0 175H1V174H0ZM54 175H56V174H54ZM109 175H110V174H109ZM248 175H249V174H248ZM256 175H257V174H256ZM93 176H94V175H93ZM102 176H104V175H102ZM112 176H114V175H112ZM118 176H119V175H118ZM227 176H228V175H227ZM233 176H234V175H233ZM250 176H251V174H250ZM259 176H260V175H259ZM259 176H258V177H259ZM116 177H117V176H116ZM178 177H179V175H178ZM99 178H100V177H99ZM102 178H103V177H102ZM104 178H105V177H104ZM250 178H251V177H250ZM48 179H49V178H48ZM50 179H51V178H50ZM58 179H59V178H58ZM95 179H96V177H95ZM251 179L253 180V178H251ZM255 179H256V178H255ZM106 180H107V179H106ZM111 180H112V178H111ZM179 180H181V179H179ZM245 180H246V179H245ZM245 180H244V181H245ZM248 180H249V179H248ZM114 181H115V180H114ZM114 181H112V182H114ZM177 181H178V180H177ZM225 181H226V180H225ZM225 181H224V182H225ZM254 181H255V180H254ZM97 182H99V181H97ZM100 182H101V181H100ZM100 182H99V183H100ZM102 182H104V181L102 180ZM102 182H101V183H102ZM106 182H108V181H106ZM119 182H120V181H119ZM241 182H242V181H241ZM252 182H253V181H252ZM109 183H110V182H109ZM245 183H246V182H245ZM247 183H248V182H247ZM116 184H118V183H116ZM106 185H107V184H106ZM121 185H122V184H121ZM166 185H167V184H166ZM230 185H231V184H230ZM230 185H229V186H230ZM239 185H240V184H239ZM108 186H109V185H108ZM241 186H242V185H241ZM99 187H100V185H99ZM102 187H103V186H102ZM119 187H122V186H119ZM231 187H232V186H231ZM164 188H165V187H164ZM166 188H167V187H166ZM169 188H170V187H169ZM102 189H103V188H102ZM111 189H112V188H111ZM170 189H171V188H170ZM105 190H106V189H105ZM109 190H110V189H109ZM121 190H122V189H121ZM229 190H230V189H229ZM123 191H124V190H123ZM129 191H130V190H129ZM165 191H166V190H165ZM165 191H164V192H165ZM112 192H113V191H112ZM137 192H138V191H137ZM132 193H133V191H132ZM132 193L129 194V195H132ZM135 193H136V192H135ZM148 193H149V192H148ZM167 193H168V192H167ZM170 193H171V192H170ZM122 194H123V193H122ZM124 194H125V193H124ZM126 194H127V193H126ZM143 194H144V193H143ZM165 194H166V193H165ZM107 195H108V194H107ZM148 195H149V194H148ZM166 195H167V194H166ZM168 195H170V194H168ZM259 195H260V193H259ZM120 196H121V195H120ZM127 196H128V195H127ZM127 196H126V197H127ZM142 196H143V195H142ZM149 196H150V195H149ZM151 196H152V195H151ZM151 196H150V197H151ZM109 197H110V196H109ZM111 197H112V196H111ZM150 197H149V198H150ZM256 197H257V196H256ZM46 198H47V197H46ZM105 198H106V197H105ZM127 198H128V197H127ZM131 198H133V197H131ZM151 198H152V197H151ZM231 198H232V197H231ZM262 198H263V197H262ZM102 199H103V196H102ZM122 199H123V198H122ZM124 199H126V198H124ZM137 199H138V198H137ZM137 199H136V201H137ZM47 200H48V199H46V201H47ZM104 200H105V199H104ZM110 200H111V199H110ZM129 200L131 201V199H129ZM102 201H103V200H102ZM105 201H106V200H105ZM105 201H104V202H105ZM124 201H125V200H124ZM140 201H141V200H140ZM140 201H138V202H140ZM112 202H114V201H112ZM122 202H123V201H122ZM132 202H133V201H132ZM152 202H153V201H152ZM152 202H150V203H152ZM32 203H33V202H32ZM100 203L103 204L102 202H100ZM105 203H106V202H105ZM110 203H111V202H110ZM117 203H118V202H117ZM129 203H130V202H129ZM136 203H137V202H136ZM143 203H144V202H143ZM34 204H35V203H34ZM111 204H112V203H111ZM126 204L128 205V203H126ZM109 205H110V204H109ZM117 205H118V204H117ZM143 205H145V204H143ZM148 205H149V204H148ZM103 206H104V205H103ZM111 206H112V205H111ZM114 206H116V205H114ZM152 206H153V205H152ZM100 207H101V205H100ZM105 207H106V205H105ZM105 207H104V208H105ZM108 207H109V206H108ZM129 207H130V206H129ZM142 207H143V206H142ZM142 207H141V208H142ZM61 208H62V207H61ZM101 208H102V207H101ZM101 208H100V209H101ZM104 208H103V209H104ZM111 208H112V207H111ZM117 208H118V207H117ZM136 208H137V207H136ZM141 208H140V209H141ZM143 208H144V207H143ZM143 208H142V209H143ZM147 208H148V207H147ZM149 208H150V207H149ZM153 208H154V207H153ZM257 208H258V207H257ZM263 208H264V207H263ZM128 209H129V208H128ZM134 209H135V207L133 208V210H134ZM11 210H12V209H11ZM61 210H62V209H61ZM61 210H60V211H61ZM101 210H102V209H101ZM105 210H108V209H105ZM115 210H116V209H115ZM118 210H119V209H118ZM124 210H126V209H124ZM138 210H139V209H138ZM150 210H151V209H150ZM13 211H14V209H13ZM62 211H63V210H62ZM102 211H103V210H102ZM102 211H101V212H102ZM139 211H140V210H139ZM148 211H149V209H148ZM256 211H257V210H256ZM116 212H117V211H116ZM130 212H133V211L130 210ZM134 212H135V211H134ZM141 212H142V211H141ZM103 213H104V212H103ZM109 213H110V212H109ZM121 213H122V212H121ZM143 213H144V212H143ZM148 213H149V212H148ZM258 213H259V212H258ZM105 214H106V212H105ZM126 214H127V213H126ZM137 214H138V213H137ZM140 214H141V213H140ZM140 214H139L138 216H140ZM154 214H155V213H154ZM261 214H262V213H261ZM128 215H129V214H128ZM131 215H132V213H131ZM141 215H143V214H141ZM258 215H259V214H258ZM105 216H106V215H105ZM132 217H133V216H132ZM156 217H157V216H156ZM160 217H161V216H160ZM31 219H32V218H31ZM127 219H128V218H127ZM127 219H126V220H127ZM129 219H130V217H129ZM129 219H128V220H129ZM140 219H141V218H140ZM140 219H139V220H140ZM148 219H149V218H148ZM152 219H153V218H152ZM135 220H136V219H135ZM137 220H138V219H137ZM139 220H138V221H139ZM146 220H147V219H146ZM146 220H145V222H146ZM229 221H230V220H229ZM234 221H235V220H234ZM250 221H251V220H250ZM169 222H171V221H169ZM169 222H168V223H169ZM244 222H245V221H244ZM32 223H33V222H32ZM128 224H129V223H128ZM132 224H133V223H132ZM153 224H155V223H153ZM219 224H220V223H219ZM237 224H238V223H237ZM149 225H150V224H149ZM156 225H157V224H156ZM174 225H175V224H174ZM178 225H179V224H178ZM54 226H55V225H54ZM168 226H169V224H168ZM182 226H183V225H182ZM140 227H141V226H140ZM144 227H145V226H144ZM53 228H54V227H53ZM56 228H57V227H56ZM147 228H148V227H147ZM168 228H169V227H168ZM170 228H171V227H170ZM174 228H175V227H174ZM234 228H235V227H234ZM139 229H140V228H139ZM210 229H211V228H210ZM212 229H213V227H212ZM52 230H53V229H52ZM92 230H93V229H92ZM135 230H136V229H135ZM147 230H148V229H146V233H147ZM167 230H168V229H167ZM215 230H216V228H215ZM215 230H214V231H215ZM27 231H28V229H27ZM29 231H30V229H29ZM67 231H68V230H67ZM141 231H142V230H141ZM143 231H144V229H143ZM148 231H149V230H148ZM201 231H202V230H201ZM212 231H213V230H212ZM47 232H48V231H47ZM53 232H55V231H53ZM69 232H70V231H69ZM144 232H145V231H144ZM172 232H173V231H172ZM172 232H171V233H172ZM199 232H200V231H199ZM209 232H210V230H209ZM215 232H216V231H215ZM0 233H2V232H0ZM34 233H35V232H34ZM42 233H43V232H42ZM49 233H50V232H49ZM135 233H136V232H135ZM173 233H176V232H173ZM202 233H204V232H202ZM224 233H226V232H224ZM52 234H53V233H52ZM41 235H42V234H41ZM46 235H47V234H46ZM67 235H68V234H67ZM71 235H72V234H71ZM140 235H141V233H140ZM142 235H143V234H142ZM49 236H50V235H49ZM72 236H73V235H72ZM72 236H71V237H72ZM145 236H146V235H145ZM170 236H172V235L170 234ZM212 236H213V235H212ZM214 236H215V235H214ZM46 237H47V236H46ZM143 237H144V236H143ZM175 237H176V236H175ZM57 238H58V237H57ZM60 238H62V237H60ZM136 238H139V236L136 237ZM176 238H177V237H176ZM176 238H175V239H176ZM38 239H39V238H38ZM68 239H69V238H68ZM142 239H143V238H142ZM172 239H173V238H172ZM179 239H180V238H179ZM235 239H236V238H235ZM53 240H54V239H53ZM58 240H59V239H58ZM134 240H135V239H134ZM134 240H133V241H134ZM176 240H177V239H176ZM138 241H139V239H138ZM55 242H56V241H55ZM57 242H59V241H57ZM60 242H62V241H60ZM131 242H132V241H131ZM134 242H136V241H134ZM141 242H142V241H141ZM138 243H139V242H138ZM179 243H180V242H179ZM253 243H254V242H253ZM129 244H130V243H129ZM134 244H135V243H134ZM139 244H140V243H139ZM65 245H66V244H65ZM253 245H254V244H253ZM255 245H256V244H255ZM25 246H26V244H25ZM135 246H136V245H135ZM147 246H148V245H147ZM65 247H67V246H65ZM107 247H108V246H107ZM110 247H111V246H110ZM130 247H131V246H130ZM253 247H254V246H253ZM260 247H261V246H260ZM260 247H259V248H260ZM68 249H70V248L68 247ZM68 249H67V250H68ZM126 249H127V248H126ZM129 249H130V248H129ZM143 249H144V248H143ZM145 249H146V248H145ZM230 249H231V248H230ZM136 250H137V249H136ZM136 250H135V251H136ZM259 250H260V249H259ZM138 251H139V249H138ZM140 253H141V252H140ZM110 257H111V256H110ZM233 257H234V256H233ZM107 258H108V257H107ZM40 259H41V257H40ZM111 259H113V258L111 257ZM46 260H47V259H46ZM106 260H107V262L110 261V260L108 261V259H106ZM115 261H116V260H115ZM103 262H106V261H103ZM41 264H42V263H41ZM46 264H47V263H46Z\"/></svg>",
  "mask_w": 264,
  "mask_h": 264
}]
</instances>
